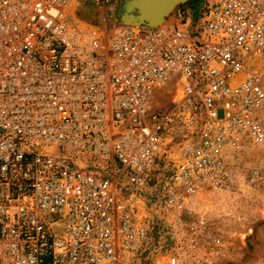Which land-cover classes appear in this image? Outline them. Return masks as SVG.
<instances>
[{"label":"built area","instance_id":"obj_1","mask_svg":"<svg viewBox=\"0 0 264 264\" xmlns=\"http://www.w3.org/2000/svg\"><path fill=\"white\" fill-rule=\"evenodd\" d=\"M80 2L0 0V264H183L184 217L264 188V0L162 26Z\"/></svg>","mask_w":264,"mask_h":264},{"label":"rangeland","instance_id":"obj_2","mask_svg":"<svg viewBox=\"0 0 264 264\" xmlns=\"http://www.w3.org/2000/svg\"><path fill=\"white\" fill-rule=\"evenodd\" d=\"M126 1L110 0L105 8L97 10L92 7L89 0H81L77 7L76 19L84 24L102 25V16H105V22L108 25L127 23L122 20L125 13L123 6ZM195 2L196 0H187L176 5L166 18V24L173 21V12L177 8L182 10ZM131 9L136 10L135 7ZM170 100L171 98L168 97L163 103H168ZM253 161H256V157ZM215 215L214 213L204 215L202 218L204 223L200 227L199 234L192 226L193 222H197V218L190 215L183 218L180 230L184 238L187 239L189 236L197 238L194 241H187V244L183 246L186 258L182 263L264 264V188L251 197L238 198L231 213L226 217L221 218ZM168 231L162 230V234ZM171 246V243L164 242L159 249L169 251ZM158 254H154L149 264L161 263L163 258L157 257Z\"/></svg>","mask_w":264,"mask_h":264},{"label":"bare ground","instance_id":"obj_3","mask_svg":"<svg viewBox=\"0 0 264 264\" xmlns=\"http://www.w3.org/2000/svg\"><path fill=\"white\" fill-rule=\"evenodd\" d=\"M138 3L136 5H134V7L136 8V10L134 12H131L130 14H128L127 16L123 17V21L130 23V24H138L139 22H134L135 21V17L137 16L138 12H143V13H149L154 11V8L152 7H145V5L150 2V0H137ZM145 4V5H144ZM151 5H153L151 3ZM150 5V6H151ZM176 4L171 5V7H169V9L167 11H165L164 13L160 14L159 16H152L151 18H142V20H146L145 23L149 24V25H165L167 22V17H169L170 12L172 11V9L175 7ZM144 16V14H143ZM168 87H164L161 89H158L154 92V97L155 96H159L163 93L168 92L167 90Z\"/></svg>","mask_w":264,"mask_h":264},{"label":"water","instance_id":"obj_4","mask_svg":"<svg viewBox=\"0 0 264 264\" xmlns=\"http://www.w3.org/2000/svg\"><path fill=\"white\" fill-rule=\"evenodd\" d=\"M187 0H150V2H148L145 7H152L154 8V11L152 12H149V13H143V12H138L137 13V16L135 17V21L134 22H139V23H145L146 20H142V18H151L152 16H159L160 14L164 13L165 11H167L169 9V7H171V5L173 4H182L184 2H186ZM138 3L137 0H127L125 2V5L123 6L124 7V11L125 13L123 14L122 16V19L123 17H125V15H128L130 14L131 12V8L134 7V5H136ZM151 3L153 5H151ZM151 5V6H150ZM175 5V6H176ZM144 14V16H143Z\"/></svg>","mask_w":264,"mask_h":264},{"label":"trees","instance_id":"obj_5","mask_svg":"<svg viewBox=\"0 0 264 264\" xmlns=\"http://www.w3.org/2000/svg\"><path fill=\"white\" fill-rule=\"evenodd\" d=\"M196 4H197V0H196L195 3L191 4V6L195 7Z\"/></svg>","mask_w":264,"mask_h":264},{"label":"flooded vegetation","instance_id":"obj_6","mask_svg":"<svg viewBox=\"0 0 264 264\" xmlns=\"http://www.w3.org/2000/svg\"><path fill=\"white\" fill-rule=\"evenodd\" d=\"M135 11V10H134ZM133 9H131V12H134Z\"/></svg>","mask_w":264,"mask_h":264}]
</instances>
